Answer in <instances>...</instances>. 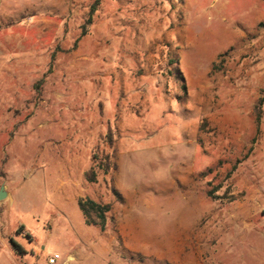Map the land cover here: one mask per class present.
Wrapping results in <instances>:
<instances>
[{
    "label": "rangeland",
    "instance_id": "obj_1",
    "mask_svg": "<svg viewBox=\"0 0 264 264\" xmlns=\"http://www.w3.org/2000/svg\"><path fill=\"white\" fill-rule=\"evenodd\" d=\"M2 185L0 264H264V0H0Z\"/></svg>",
    "mask_w": 264,
    "mask_h": 264
},
{
    "label": "trees",
    "instance_id": "obj_2",
    "mask_svg": "<svg viewBox=\"0 0 264 264\" xmlns=\"http://www.w3.org/2000/svg\"><path fill=\"white\" fill-rule=\"evenodd\" d=\"M261 118H262V113L260 111L257 117L258 129H260ZM91 178L94 179V177ZM210 195H212V193H210ZM79 202L81 209L87 216V222L90 224L91 223L98 224L102 227L103 230H105L108 222V213L111 210V205L99 203L98 201L92 198L80 199ZM12 244L14 245L16 251L19 254L25 253V249L22 247L21 244H19L14 240H12Z\"/></svg>",
    "mask_w": 264,
    "mask_h": 264
},
{
    "label": "crops",
    "instance_id": "obj_3",
    "mask_svg": "<svg viewBox=\"0 0 264 264\" xmlns=\"http://www.w3.org/2000/svg\"><path fill=\"white\" fill-rule=\"evenodd\" d=\"M1 189V188H0ZM7 191H8V197L5 199V201H1L0 200V230L2 229V226L4 227V226H6V225H10V224H8L6 221H5V219H4V214L6 213V212H4L1 208L2 207H5V209H6V207H7V203L8 202H10V200H13V197H11V191H10V189L7 187V189H6ZM3 202H5V203H3ZM4 209V210H5ZM1 232V231H0Z\"/></svg>",
    "mask_w": 264,
    "mask_h": 264
},
{
    "label": "water",
    "instance_id": "obj_4",
    "mask_svg": "<svg viewBox=\"0 0 264 264\" xmlns=\"http://www.w3.org/2000/svg\"><path fill=\"white\" fill-rule=\"evenodd\" d=\"M8 196V191L6 190V186L2 185L0 189V200L5 199Z\"/></svg>",
    "mask_w": 264,
    "mask_h": 264
},
{
    "label": "built area",
    "instance_id": "obj_5",
    "mask_svg": "<svg viewBox=\"0 0 264 264\" xmlns=\"http://www.w3.org/2000/svg\"><path fill=\"white\" fill-rule=\"evenodd\" d=\"M57 258H59V255H56V257L51 258V259H50V262H51L52 264L56 263Z\"/></svg>",
    "mask_w": 264,
    "mask_h": 264
}]
</instances>
